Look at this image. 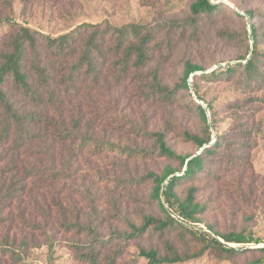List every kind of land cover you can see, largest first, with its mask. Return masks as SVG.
Returning a JSON list of instances; mask_svg holds the SVG:
<instances>
[{
    "label": "trees",
    "instance_id": "trees-1",
    "mask_svg": "<svg viewBox=\"0 0 264 264\" xmlns=\"http://www.w3.org/2000/svg\"><path fill=\"white\" fill-rule=\"evenodd\" d=\"M234 5L235 8L222 1L191 0L187 16L182 19L156 24L82 22L55 37L1 17L0 23H7L8 29L0 40V205L17 209L10 222L17 218V225L39 231L50 248L57 241H66L62 238L66 237V227L68 231L79 225L77 220L66 218L70 140H77L79 152L115 150L134 160L157 155L177 162L165 164L159 173L149 170L134 176L136 184L151 179L149 198L156 202L162 216L143 213L138 224L128 221L129 231L117 232L127 240L153 231L163 234L167 229L183 228L173 213L191 222L205 221L208 202L198 196L201 177L220 193L238 192L247 199L248 192L257 191L249 159L262 132L255 117L264 104V12L240 1ZM180 49L182 56L187 50L197 56L183 58L182 75L170 84L161 78L163 62ZM224 49L228 51L225 58L220 54ZM154 56L158 60L150 66ZM224 60L227 62L222 65ZM105 70L111 72L116 83H143L141 94L152 103L157 101L175 112L197 115L201 127L181 131V137L193 143L195 151L180 153L170 146L166 140L169 126L149 130L134 123L136 131L152 140L149 147L136 143L120 145L105 136L97 140L90 124L81 121L80 102L69 105L86 88L93 91ZM204 84H209V90L225 84L236 97L216 100L207 96ZM190 86L198 101L191 97ZM182 91L187 98L181 99ZM69 111L73 118L68 116ZM221 122L228 123L224 130H219ZM184 182L189 186L179 193L177 188ZM31 196L33 207L27 211L26 199ZM4 219L0 213V222ZM205 225L216 237L228 242H263L246 226L220 232L210 222ZM87 228L91 234L88 251L78 254V258L99 264L95 247H103L107 240L101 239L95 227ZM189 233L205 245L220 246L228 255L241 252L217 238L209 240L194 231ZM34 238L40 239L35 235L18 239L16 235L3 234L0 250L9 252L14 262L25 264L23 253L37 245ZM162 244L165 252L153 246H139L137 254L147 264H174L198 257L205 247L180 251L169 239ZM241 249L255 252L248 263L264 264V246Z\"/></svg>",
    "mask_w": 264,
    "mask_h": 264
},
{
    "label": "rangeland",
    "instance_id": "rangeland-1",
    "mask_svg": "<svg viewBox=\"0 0 264 264\" xmlns=\"http://www.w3.org/2000/svg\"><path fill=\"white\" fill-rule=\"evenodd\" d=\"M190 1L0 0V18H10L40 33L55 37L82 22L100 23L107 20L114 25L132 22L156 24L167 22L171 18L182 19L187 16ZM215 1H222L234 8V2L240 1L246 7L264 12V0ZM7 29V23L1 22L0 40L7 33ZM227 53L226 49L220 50L223 58ZM190 54L191 52L187 50L182 56V49H180L175 55L173 54V58L163 62L161 78L170 84L177 82L182 75L183 58L189 55L196 59L197 55ZM157 57L154 56L150 66L154 65V60H158ZM226 62L227 60H224L221 64L224 65ZM103 73L98 86L93 91L91 87L86 88L81 96L73 98L69 105L70 107L72 103L80 102L81 121L90 124V128L96 132L97 140L105 136L118 141L120 145L129 146L136 143L149 147L152 140L143 136L141 131H136L133 127L134 123L138 126H146L149 130H162L165 126H169L166 140L170 146L180 153L195 151V145L185 141L181 137V131L184 128L198 130L201 127V121L197 115L175 112L157 101L152 103L144 99L141 94L143 83L139 81L136 83L133 80L116 83L111 72L105 70ZM191 81L192 79L189 78V84ZM208 87L209 84L203 86V89L207 90V96H213L216 100L226 96L231 99L236 97L232 91L227 90L225 84H219L215 90H209ZM189 92L191 97L196 99L191 86ZM182 93L184 94L181 95V99L187 98L185 91ZM226 104L227 102L221 104L222 108ZM68 116L73 118V112L69 111ZM255 118L259 122L262 134L258 135L257 145L250 151L249 164L257 180L255 185L257 191L248 192L247 194L250 195L247 199L238 192L220 193L212 190L208 181L201 177L199 181L201 191L198 196L208 202L203 222H191L173 213L172 215L183 228L175 226L176 228L170 231L167 229L163 234L153 231L141 237L124 239L117 232H128V221L138 224L143 213L162 216L156 202L149 198L151 179L148 178L146 182L136 184L134 176H141L149 170L159 173L165 164L176 165L177 162L157 155H147L134 160L127 158L125 153L120 154L115 150L98 153L96 150L84 149L79 152L76 146L77 140L72 142L70 140L67 146L70 150L68 156L71 159L66 180V218L71 222L77 220L79 225L71 227L68 231L66 227V237H62L66 238V241H57L50 248L45 243L44 237L39 236V231L22 224L17 225V218H14V223L10 222V218L13 220V217L17 215V209L13 205L8 207L0 205V213L5 218L0 222V240L2 242L3 234L7 235V233L16 235L18 239L32 235L40 238L33 239L37 243L35 247L30 246L25 249L23 253L25 264H89L79 259L78 254L88 251L87 243L91 234L87 230V225H90L95 227L101 239L107 240L103 247L99 245L95 247L99 252V264H107L109 261H113V264H147L144 258L138 256V247L153 246L165 252L162 242L166 239L171 240L180 251H194L205 246L203 253L198 257L174 264H251L248 262L255 256V252L241 248L256 247L264 243V104ZM220 124L219 130H224L228 126V123ZM211 132L214 138V130L211 129ZM187 186L189 183L184 182L177 191L182 193ZM32 199L33 196L26 199V203L29 204L27 211L33 207ZM206 222L212 223L220 232L239 230L242 226H246L247 231L251 230L255 237L263 242L252 243V245L238 243L233 248H240L241 252L228 255L220 246L205 245V242L196 241L189 233L194 231L209 240L218 239L206 227ZM80 227L82 230H79ZM0 261L7 264L20 263L14 262L9 252L5 253L1 250Z\"/></svg>",
    "mask_w": 264,
    "mask_h": 264
},
{
    "label": "water",
    "instance_id": "water-1",
    "mask_svg": "<svg viewBox=\"0 0 264 264\" xmlns=\"http://www.w3.org/2000/svg\"><path fill=\"white\" fill-rule=\"evenodd\" d=\"M218 239L220 240V241H222V243H225L227 246H230V244L232 245V246H230V247H236V245L238 244V243H235V242H228V241H225V240H223L222 238H220V237H218ZM252 245V244H251ZM259 246H264V243L262 244V245H259Z\"/></svg>",
    "mask_w": 264,
    "mask_h": 264
}]
</instances>
